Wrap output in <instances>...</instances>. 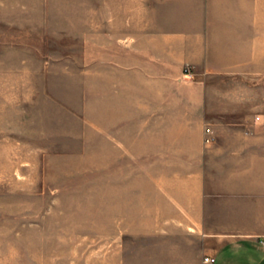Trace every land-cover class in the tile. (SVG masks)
I'll return each instance as SVG.
<instances>
[{
    "label": "crops",
    "instance_id": "crops-1",
    "mask_svg": "<svg viewBox=\"0 0 264 264\" xmlns=\"http://www.w3.org/2000/svg\"><path fill=\"white\" fill-rule=\"evenodd\" d=\"M106 25L114 264H264L259 100L225 92L264 74V0H106Z\"/></svg>",
    "mask_w": 264,
    "mask_h": 264
},
{
    "label": "rangeland",
    "instance_id": "rangeland-1",
    "mask_svg": "<svg viewBox=\"0 0 264 264\" xmlns=\"http://www.w3.org/2000/svg\"><path fill=\"white\" fill-rule=\"evenodd\" d=\"M106 47V0H0V264L133 252L108 210ZM226 82L264 127V74Z\"/></svg>",
    "mask_w": 264,
    "mask_h": 264
},
{
    "label": "built area",
    "instance_id": "built-area-1",
    "mask_svg": "<svg viewBox=\"0 0 264 264\" xmlns=\"http://www.w3.org/2000/svg\"><path fill=\"white\" fill-rule=\"evenodd\" d=\"M184 73H185V75L188 76L189 78H192V77H193V72L191 71V68H190V67H185V69H184ZM206 132H207V133H210V132H211L210 128H207V129H206ZM211 140H212V137L208 135V136H206V138H205V143H210ZM261 244H262V246L264 247V238L261 240ZM204 261H206V262H214L215 259H214L213 257H205V258H204Z\"/></svg>",
    "mask_w": 264,
    "mask_h": 264
}]
</instances>
